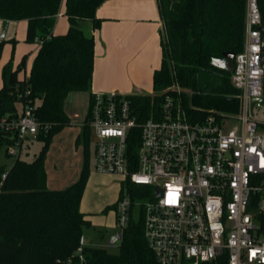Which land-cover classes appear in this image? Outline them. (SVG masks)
Masks as SVG:
<instances>
[{"label":"built area","instance_id":"1","mask_svg":"<svg viewBox=\"0 0 264 264\" xmlns=\"http://www.w3.org/2000/svg\"><path fill=\"white\" fill-rule=\"evenodd\" d=\"M262 26L258 0H247L245 46L231 74L238 114H192L184 99L193 92L177 82L142 123L127 96L93 95L94 171L125 184L112 245L122 243L138 208L158 264H264V120L255 116L264 105L252 107L264 98ZM17 100V116L0 118V136L7 155L18 159L26 143L37 141L41 124L31 90L18 88Z\"/></svg>","mask_w":264,"mask_h":264},{"label":"trees","instance_id":"2","mask_svg":"<svg viewBox=\"0 0 264 264\" xmlns=\"http://www.w3.org/2000/svg\"><path fill=\"white\" fill-rule=\"evenodd\" d=\"M105 1L65 0L70 27L66 34L55 35L53 30L63 0H0V19L27 20V42L35 43L37 38L43 42L27 80H18L26 58L18 70L14 71L10 62L2 71L0 118L17 116V89L29 88L37 101L36 116L41 124L37 141L43 146L32 162L18 158L9 170L0 168V264H158L144 238L141 218L131 221L116 254L100 247L81 246L85 228L92 226L81 212L89 179L87 166L66 189L47 187L45 162L50 145L57 134L72 126L65 111L68 96L86 92L90 94V103L93 102L95 40L85 34L80 23L90 21L99 29L103 20L97 17V10ZM158 2L164 23L163 59L161 68L154 73V95L127 96L139 122L159 109L161 93L175 82L193 92L184 99L192 114L200 118L211 111L219 115L238 114L240 100L231 84V75L213 68L211 62L223 53L239 54L244 50L247 0ZM258 3L264 27V0ZM202 74L217 76L219 85L203 89ZM91 135L88 115L76 142L86 154ZM3 146L0 136V152ZM137 147L138 140L130 144L134 152ZM7 171V178L2 181ZM134 190L130 187L131 192Z\"/></svg>","mask_w":264,"mask_h":264},{"label":"crops","instance_id":"3","mask_svg":"<svg viewBox=\"0 0 264 264\" xmlns=\"http://www.w3.org/2000/svg\"><path fill=\"white\" fill-rule=\"evenodd\" d=\"M97 17L103 20L99 29H95L90 21L80 23L85 34L95 40L92 94L153 95L154 73L161 68L163 59L161 34L164 23L158 0H107L98 8ZM69 27L65 0H63L53 33L64 35ZM2 32H5V39H1ZM27 34V20L0 19V45L4 47L0 72L2 73L4 66L10 62L13 70H18L21 62L26 58V65L20 69L21 75L18 74L20 81L29 77L31 70H28V66L30 64L32 68L33 59L36 58L41 47L38 43L27 42ZM7 42H11V45L4 46ZM28 56H30L29 60ZM22 70H24L23 76ZM3 85L2 79L0 87L2 88ZM90 104L89 93H71L65 102V111L73 125L65 128L59 135L74 127L75 130H70L72 132L67 137L70 141L77 142L87 119ZM60 137L62 141L65 139V136ZM82 205L83 201H81V212L86 214V219L93 225L89 216L91 214L84 212Z\"/></svg>","mask_w":264,"mask_h":264},{"label":"rangeland","instance_id":"4","mask_svg":"<svg viewBox=\"0 0 264 264\" xmlns=\"http://www.w3.org/2000/svg\"><path fill=\"white\" fill-rule=\"evenodd\" d=\"M10 41V39L8 40ZM37 43V42H35ZM11 45L7 42L4 46ZM13 49V48H12ZM4 47L0 45V63L3 57ZM12 55V52H11ZM30 56H28L29 60ZM35 59V58H34ZM33 59V62H34ZM32 62V63H33ZM30 71V64L28 66ZM2 71V70H1ZM21 75V71L19 72ZM18 73V74H19ZM24 70H22L23 76ZM231 75V74H229ZM217 76L202 74L200 85L203 89H214L219 85ZM2 82V73L0 72V83ZM2 88L0 87V90ZM256 119L264 120V109L255 113ZM73 125V123H72ZM75 130L71 127L61 135L57 134L50 145L46 159V172L48 176L47 187L50 190H63L74 184L80 176L84 166L89 170V179L83 196L82 210L92 218L93 225L84 230V242L87 245L107 249L110 253L119 252V244L112 245L110 237L118 233L117 214L113 206L120 200L124 192V182L119 176H101L94 171V137L91 135V144L89 153L86 154L84 147L77 146L76 142L70 141L69 136ZM60 136H65L62 141ZM43 144L39 141L26 143L21 159L32 162L39 154ZM7 146H3L0 152V168L10 169L17 157L7 155ZM88 155V156H87ZM153 188L151 196L146 201L153 199ZM103 207V208H102ZM108 207V211H105ZM134 220L139 218V209L134 210Z\"/></svg>","mask_w":264,"mask_h":264},{"label":"water","instance_id":"5","mask_svg":"<svg viewBox=\"0 0 264 264\" xmlns=\"http://www.w3.org/2000/svg\"><path fill=\"white\" fill-rule=\"evenodd\" d=\"M261 32L264 35V27H261ZM262 63L264 67V42L262 48ZM236 54L234 52H226L223 53L221 58H215L211 62V66L219 71H223L227 74H232L234 71V59ZM256 103H261L264 105V98L262 99H255L252 103V107L255 106Z\"/></svg>","mask_w":264,"mask_h":264},{"label":"flooded vegetation","instance_id":"6","mask_svg":"<svg viewBox=\"0 0 264 264\" xmlns=\"http://www.w3.org/2000/svg\"><path fill=\"white\" fill-rule=\"evenodd\" d=\"M216 74H220L218 71H214Z\"/></svg>","mask_w":264,"mask_h":264}]
</instances>
